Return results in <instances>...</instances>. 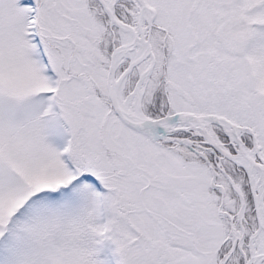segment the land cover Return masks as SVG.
Here are the masks:
<instances>
[{
	"label": "snow or ice",
	"instance_id": "1",
	"mask_svg": "<svg viewBox=\"0 0 264 264\" xmlns=\"http://www.w3.org/2000/svg\"><path fill=\"white\" fill-rule=\"evenodd\" d=\"M0 264H264V0H0Z\"/></svg>",
	"mask_w": 264,
	"mask_h": 264
}]
</instances>
